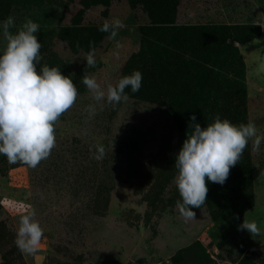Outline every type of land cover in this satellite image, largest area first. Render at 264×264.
<instances>
[{
    "label": "rangeland",
    "instance_id": "obj_1",
    "mask_svg": "<svg viewBox=\"0 0 264 264\" xmlns=\"http://www.w3.org/2000/svg\"><path fill=\"white\" fill-rule=\"evenodd\" d=\"M8 16L16 28L27 18L39 24L40 63L60 67L78 95L37 166L0 155V264H264V140L257 149L249 139L223 184L206 178L196 217L180 215L174 182L178 126L207 68L216 72L211 62H224L229 99L243 76L246 123L264 135V0H0V21ZM113 17L124 24L114 38L99 30ZM158 17L170 27L163 36L150 30ZM90 50L94 66L84 59ZM133 70L141 87L116 104L93 101L82 82L88 74L115 84ZM223 100L201 126L225 118ZM29 211L44 229L32 253L15 244ZM244 218L261 231L238 228Z\"/></svg>",
    "mask_w": 264,
    "mask_h": 264
},
{
    "label": "clouds",
    "instance_id": "obj_2",
    "mask_svg": "<svg viewBox=\"0 0 264 264\" xmlns=\"http://www.w3.org/2000/svg\"><path fill=\"white\" fill-rule=\"evenodd\" d=\"M124 27L119 17L105 19L99 26L114 38ZM15 28V31L11 30ZM39 24L31 18L16 28L12 16L0 21V155L10 164L22 162L29 167L47 158L56 144V122L76 101L77 87L69 75L55 65L41 64L42 44L36 33ZM86 66H94V50L84 57ZM39 66V67H38ZM82 82L91 94L93 101H106L116 104L127 98L126 88L136 92L141 87L142 73L133 70L122 75L115 84L102 85L95 76L85 74ZM89 117L97 112L96 103L86 107ZM249 139L259 149L264 135L258 134L255 123H233L228 118L216 114L205 126L190 115L189 128L181 147L175 153L174 177L180 200L176 205L184 218L196 217L194 208H200L207 199L210 182L223 184L231 166L241 158ZM104 146L96 145L94 156L101 159ZM29 211L19 217L15 244L21 252L32 253L40 244L44 229ZM238 228L251 235L261 229L254 220L244 218Z\"/></svg>",
    "mask_w": 264,
    "mask_h": 264
},
{
    "label": "trees",
    "instance_id": "obj_3",
    "mask_svg": "<svg viewBox=\"0 0 264 264\" xmlns=\"http://www.w3.org/2000/svg\"><path fill=\"white\" fill-rule=\"evenodd\" d=\"M154 23L155 24L150 27V30H157L160 34H162V36L165 35L167 30L170 29L169 25H165L168 22L165 21L164 18L158 17L154 20ZM200 29H202V28L200 27ZM226 45L229 46V44H227V43H226ZM159 47L162 48V45L160 44ZM237 57H238V60L240 62V67L243 66V61H242V59H239L240 57L238 56V54H237ZM223 63L224 62H220V63L211 62V65L213 67L217 68L216 72L213 70L212 67L209 66L207 68V74L205 75L204 84L200 88L201 93H199L197 90L195 95L192 96V99H191L188 107L185 110L184 118L181 120V122L179 123V126H178L180 147H181L182 142L186 136V132L189 128L190 115L192 113H195L197 121L201 125H203V122L206 121V119H207L206 118L207 112L214 105V100L219 101L221 97L230 101V102H225V100H223V102L221 104V107H222L221 109L226 110L225 118H228L230 121H232L233 123H236V124H239L241 122L246 123V115H245L244 106H243V100H244V96H245L244 95L245 90H244L243 76L240 75V78H239L240 81L238 80L239 81L238 84L236 82L234 95L232 97H230L231 99H229V97H227V95L222 92V88H220V85H221L220 79L222 78V75H220V71L218 70V68H220L221 65H223ZM234 63H235V61L230 63V65L234 64ZM226 66L228 67V64H226L224 67H226ZM238 68H236V70ZM215 91H218V92L214 93ZM231 103H234L235 105L229 106V104H231ZM232 108H234L233 110H235V112H231L228 110V109H232Z\"/></svg>",
    "mask_w": 264,
    "mask_h": 264
},
{
    "label": "water",
    "instance_id": "obj_4",
    "mask_svg": "<svg viewBox=\"0 0 264 264\" xmlns=\"http://www.w3.org/2000/svg\"><path fill=\"white\" fill-rule=\"evenodd\" d=\"M136 262H132V264H135Z\"/></svg>",
    "mask_w": 264,
    "mask_h": 264
},
{
    "label": "bare ground",
    "instance_id": "obj_5",
    "mask_svg": "<svg viewBox=\"0 0 264 264\" xmlns=\"http://www.w3.org/2000/svg\"><path fill=\"white\" fill-rule=\"evenodd\" d=\"M135 264H137V263H135Z\"/></svg>",
    "mask_w": 264,
    "mask_h": 264
}]
</instances>
